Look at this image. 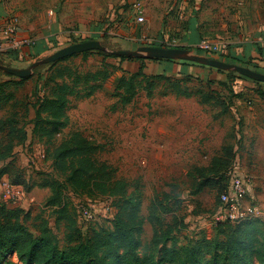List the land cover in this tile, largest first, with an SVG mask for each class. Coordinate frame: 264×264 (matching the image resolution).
I'll return each mask as SVG.
<instances>
[{"label":"rangeland","instance_id":"374dc122","mask_svg":"<svg viewBox=\"0 0 264 264\" xmlns=\"http://www.w3.org/2000/svg\"><path fill=\"white\" fill-rule=\"evenodd\" d=\"M252 8L253 11L260 10L264 16V6ZM113 24L106 20L97 34L82 35L79 24L71 23L70 28L66 27L71 32L68 37L50 39L53 46L50 45L46 53L28 54L31 61L24 60L21 64L8 61L5 55L9 52L0 45V60L13 68H27L35 60L89 40H106L121 50H136L140 46L160 43L166 48L190 49L200 56L226 57L225 52L216 54L202 45L180 46L183 42L178 37L159 42L149 33L146 22L136 26L138 35L118 40L112 35ZM25 41L27 39L18 38L16 46H26ZM141 66L149 78L136 79V95L130 103L124 104L115 96L117 82L123 76L129 78ZM59 67L66 69L65 79L76 94L70 97L68 126L61 134L48 139L34 132L33 119L39 99L53 93V79L58 81ZM100 71L108 73L109 78L98 83L91 81L89 85H101L92 93L83 79ZM218 71L191 62L174 61L167 65L157 60H120L92 53L70 57L62 61L56 70L45 69L39 76L23 83H9V89L14 91L17 100L16 112L20 114L28 135L33 137L31 144L15 155L8 168L16 180L27 181L23 184L32 187L37 194L34 198L36 207L28 221L31 231L37 234L44 226L42 221H45L60 248L67 247L65 222L57 221L56 210L47 209V201L52 195L50 183L62 180V177L53 160L49 156L46 158V153L79 131L99 145L95 158L112 166L117 179L126 181L129 193H135L140 199L136 257L142 259L151 255L155 261L164 259V264H176L171 259L178 261L180 256H184V249L192 247L197 241H226L235 229L225 224L228 221L226 218L218 215L219 189L225 187L230 179L228 173L221 176L225 168L218 174L212 169L219 164L216 161L225 160L222 154L224 147L239 145L235 134L238 121L231 114L229 99L244 95L249 89L245 82H252L238 73L228 75L226 71ZM156 76L161 78L152 79ZM77 77L81 82H75ZM4 81H9V78L0 76V82ZM4 114V110L0 111V118ZM46 116L43 112L42 117ZM3 136L0 134V140ZM67 194L77 213L83 207L96 204L93 210L98 215L97 220L81 222L78 214L76 216L84 239L95 228H111L119 199L86 200L70 191ZM154 202H159L161 207L154 206ZM111 203L115 205L114 213L105 209ZM162 205L166 206L167 213L163 212ZM174 217H178L181 223L172 230L168 225L173 224ZM255 226L257 233L252 236L251 246L259 248L264 237V223L258 221ZM208 251L210 255L205 260L212 256L219 259L223 253L215 247H210ZM117 252L121 253L120 249ZM220 260L223 263V259ZM253 264L263 263L260 258Z\"/></svg>","mask_w":264,"mask_h":264},{"label":"trees","instance_id":"16d2710c","mask_svg":"<svg viewBox=\"0 0 264 264\" xmlns=\"http://www.w3.org/2000/svg\"><path fill=\"white\" fill-rule=\"evenodd\" d=\"M101 42L112 50H121L120 47L106 40ZM156 46L166 47L164 44ZM92 53H97L104 58L146 61V59L119 57L100 51L85 52L81 55L87 56ZM208 57L237 64L236 61L229 60L224 56ZM64 60L38 67L33 76H39L45 69L55 68L56 70ZM152 60L174 62L172 60ZM191 64L197 63L191 62ZM0 65L11 67L4 64L2 60H0ZM204 67L207 68V66ZM62 69L60 67L58 69L61 70L58 72V81L53 79L55 82L54 94L39 99L33 119L34 132L42 134L48 139L61 134L62 130L68 126L67 110L71 102L70 97L76 94L65 79L64 71L66 69ZM227 74L235 75L236 72H227ZM0 76L9 78V81L0 82V111H5L4 116L0 118V134L4 135L0 140V166L3 165L0 169V179L2 176L8 175L12 185L20 186L28 193L32 191V187L23 184L27 182L25 180H16L8 168L15 160V148L24 144L28 139V132L22 123L20 114L16 112L18 109H16L15 93L9 89V85L17 82L23 83L29 78L20 79L1 69ZM139 77L149 78L144 73L142 66L129 78L123 76L118 80L115 96H118L124 104L130 103L136 95L138 86L136 79ZM108 78V73L100 71L86 75L83 80L90 91L94 93V90H97L101 85H89L90 82H103ZM157 78L161 77H152V79ZM75 82H81V79L77 77ZM43 112L46 113V117H42ZM99 150V145L77 131L46 153V158L48 159L49 156L53 160L55 169L62 177V180L50 183L52 195L47 201V209H52L53 212L56 210L57 221L65 222L67 247L64 249L60 248L54 233L48 229V223L42 221L44 226L37 235L28 226V221L32 217L31 211L25 212L20 206L9 205L0 199V264H19L18 262L21 264H164V259L155 261L151 255H145L142 259L135 256L138 249L140 199L135 193H129V185L126 181L117 179L116 171L112 166L95 158ZM222 154L225 160L216 161L219 164L216 169H214L215 167L212 169V172L218 174L225 168L221 172V176L229 173L236 159L235 148L224 147ZM227 185L219 189V206L220 195L226 190ZM68 191L86 200L119 199V203L116 205L118 211L115 212L111 221V228H95L93 233L84 239L76 219L77 214L79 218V213H77L72 200L67 196ZM153 205L161 207L159 202L157 204L154 202ZM111 206L115 209L114 204L111 203ZM162 206L163 212L167 213L166 206ZM256 222H258L256 219L239 224L226 221L225 224L232 225L235 229L226 241H216L215 243L206 240L197 241L192 247L184 249V256H180L178 261L173 258L171 262L176 264H198L200 262L205 264H253L255 260L261 258V262L264 264V237L259 243V248L251 246L252 236L257 233ZM180 223L178 217H174L173 224L168 227L170 226L169 228L173 230L178 228ZM210 247L223 251L219 259L212 256L205 260V257L210 255L208 251ZM119 249L121 253L117 252ZM220 259H223V263Z\"/></svg>","mask_w":264,"mask_h":264},{"label":"crops","instance_id":"0c3cea01","mask_svg":"<svg viewBox=\"0 0 264 264\" xmlns=\"http://www.w3.org/2000/svg\"><path fill=\"white\" fill-rule=\"evenodd\" d=\"M258 6H264V0H0V45L9 52L5 55L8 61L21 64L31 61L28 54L46 53L53 46L50 39L68 37L71 32L66 27L71 23L79 24L82 35H92L107 20L114 23L112 35L119 40L138 35L136 26L146 22L159 42L178 37L183 42L180 46L224 43L228 45L227 59L264 74V16L252 8ZM139 9L144 23L137 21ZM12 17L19 21L17 36L27 39L26 46L18 48L8 39L6 21ZM13 47L15 50H10ZM247 80L252 82H245L248 91L230 98L229 109L238 121L236 156L250 181L246 202L260 209L256 220L264 223V83ZM32 140L28 135L27 141L15 148L14 158ZM3 182H10L8 175L0 179L1 200ZM36 197L33 190L26 193L20 208L34 210Z\"/></svg>","mask_w":264,"mask_h":264},{"label":"built area","instance_id":"2783aa9c","mask_svg":"<svg viewBox=\"0 0 264 264\" xmlns=\"http://www.w3.org/2000/svg\"><path fill=\"white\" fill-rule=\"evenodd\" d=\"M140 10V9H139ZM140 16L138 17V23H144L145 18L143 16V11L140 10ZM18 19L12 17L6 21V32L8 39L13 44H17L18 38ZM203 48H207L216 54L224 53L228 45L222 43H207L202 44ZM239 133V132H238ZM229 183L226 190L220 195V206L218 215L222 219H227L228 221L239 224L247 221L257 219L260 209L255 205H249L246 202L248 196L250 181L244 175L241 162L236 156V159L228 173ZM2 186L4 188V195L2 201L12 205L19 206L20 202L26 195L24 188L20 186L12 185L10 182H3ZM96 204L90 205V207H83L79 211V220L81 222H93L98 219V215L94 212ZM107 212L114 213V208L108 205L106 208ZM221 215V216H220Z\"/></svg>","mask_w":264,"mask_h":264},{"label":"water","instance_id":"95a60500","mask_svg":"<svg viewBox=\"0 0 264 264\" xmlns=\"http://www.w3.org/2000/svg\"><path fill=\"white\" fill-rule=\"evenodd\" d=\"M100 51L119 57L132 59H161L172 61H184L197 63L202 66L215 68L226 72H236L253 81L264 83V74L256 72L248 67L227 63L222 60L212 59L207 56L195 54L193 50L186 48H166L157 46H140L136 50H112L102 44L101 41L89 40L62 48L55 53L39 60L33 61L27 68H13L0 65V69L5 73L20 79H27L34 75L35 70L43 65L55 63L75 55L85 52Z\"/></svg>","mask_w":264,"mask_h":264}]
</instances>
